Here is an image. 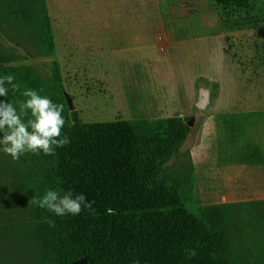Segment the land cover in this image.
<instances>
[{"label": "rangeland", "instance_id": "1", "mask_svg": "<svg viewBox=\"0 0 264 264\" xmlns=\"http://www.w3.org/2000/svg\"><path fill=\"white\" fill-rule=\"evenodd\" d=\"M46 2L51 19L44 23L21 16L22 0H0L5 75H14L21 91L62 104L70 122L182 119L189 138L165 173L192 191L195 205H218L212 202L229 189L217 182L216 151L264 147V0L245 8L216 0ZM201 86L211 90L207 107L198 105ZM7 87L9 102L25 99ZM191 150L200 174L209 169L208 181L212 187L216 179L219 191L207 184L201 191ZM25 181L20 160L0 153V264H42L28 233L31 209L21 200ZM238 206L227 209L232 223L248 220ZM244 228L232 244L235 263H264L252 249L262 242L254 233L244 238Z\"/></svg>", "mask_w": 264, "mask_h": 264}, {"label": "trees", "instance_id": "2", "mask_svg": "<svg viewBox=\"0 0 264 264\" xmlns=\"http://www.w3.org/2000/svg\"><path fill=\"white\" fill-rule=\"evenodd\" d=\"M22 2L23 18L51 19L46 0ZM216 2L238 8L249 4ZM6 50L0 42V77L10 64ZM70 123L62 130L69 145L56 148L54 155L19 159L26 172V181L20 182L24 202L49 189L84 194L94 202V213L83 210L75 216L29 205L28 233L42 264H236L232 244L240 225L244 238L254 233L262 242L252 249L264 261V201L199 207L192 191L165 173L188 138L182 119ZM230 204H239L237 213H246L248 220L230 222Z\"/></svg>", "mask_w": 264, "mask_h": 264}, {"label": "clouds", "instance_id": "3", "mask_svg": "<svg viewBox=\"0 0 264 264\" xmlns=\"http://www.w3.org/2000/svg\"><path fill=\"white\" fill-rule=\"evenodd\" d=\"M14 81L15 76L11 74L0 77V97L5 98L0 100V153L19 161L26 154L54 155L56 148L69 145L70 137L62 132L66 123L71 127L70 121H66L62 114L64 106L32 89L20 92L25 99L14 105L6 99L10 90L7 86L14 93L20 91ZM93 203L84 194L68 191L61 195L49 189L42 197H31L28 205L57 216H75L83 210L94 213Z\"/></svg>", "mask_w": 264, "mask_h": 264}, {"label": "crops", "instance_id": "4", "mask_svg": "<svg viewBox=\"0 0 264 264\" xmlns=\"http://www.w3.org/2000/svg\"><path fill=\"white\" fill-rule=\"evenodd\" d=\"M48 1L50 3V0ZM260 120L264 121V119ZM240 128L241 125L236 127L237 130ZM216 153L218 157V170L216 171L217 182L220 186L225 184L229 191L221 192L219 199L212 203H250L264 201V147L244 149L241 147L220 148ZM191 156L196 168L197 181L199 182L201 191L205 188L206 184L210 188L213 187L215 188L214 190L219 191L216 179L212 187L208 181L209 169L208 171H204L203 175L200 174L199 166L197 165L199 161L196 162V156L193 150H191ZM202 169L204 170L203 167Z\"/></svg>", "mask_w": 264, "mask_h": 264}, {"label": "water", "instance_id": "5", "mask_svg": "<svg viewBox=\"0 0 264 264\" xmlns=\"http://www.w3.org/2000/svg\"><path fill=\"white\" fill-rule=\"evenodd\" d=\"M67 102L69 104L70 109L73 111L76 109L73 99L71 97V95L66 92L65 93ZM211 100V90L209 88H206L205 86H201L199 88V101H198V105L200 107H207V105L209 104V101ZM193 122L190 121L189 125L192 126Z\"/></svg>", "mask_w": 264, "mask_h": 264}]
</instances>
